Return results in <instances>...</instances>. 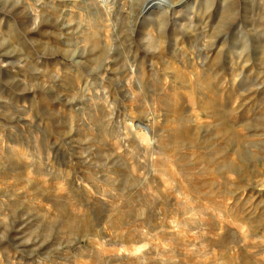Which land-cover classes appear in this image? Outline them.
<instances>
[{
	"label": "rangeland",
	"instance_id": "obj_1",
	"mask_svg": "<svg viewBox=\"0 0 264 264\" xmlns=\"http://www.w3.org/2000/svg\"><path fill=\"white\" fill-rule=\"evenodd\" d=\"M190 1L0 0V264H264V0L221 79Z\"/></svg>",
	"mask_w": 264,
	"mask_h": 264
},
{
	"label": "bare ground",
	"instance_id": "obj_2",
	"mask_svg": "<svg viewBox=\"0 0 264 264\" xmlns=\"http://www.w3.org/2000/svg\"><path fill=\"white\" fill-rule=\"evenodd\" d=\"M178 1L180 2V4L183 3V0H178ZM144 2L145 1L140 2L138 11L139 10L141 11L142 8H147L146 4H143ZM190 2L191 3H188V5H190V7H188V9L190 11L195 10L196 11L195 13H197L199 15L203 14L204 16L207 17L208 20L211 19V17H209L208 14L211 13L212 10L216 9V12H217L216 16H213V19H211V20H213V22H214L213 24L215 27H213L211 29L212 31L209 34V41L210 42L207 46V49H206L207 53L206 54L211 56V58L213 57V55L216 54L217 57H215L213 59H219L218 56L222 55L223 62L221 63V61L218 60V62L216 63V65L214 67V70H212L210 72V74L217 77V78H220V79L223 78V76H225L229 72L231 74H233L232 71L234 69V67H233L234 65L228 66V64H231V63L227 64V62H226L227 58L229 57V54H230V52L229 51L227 52V50H228L230 45H232V44L235 45L237 43V39H238V36H240V32L241 33L246 32L247 34L250 33L251 29L247 30V29L243 28L246 31L242 30V28H241L242 26L240 25L241 20L239 19L240 18L239 15L241 12H243L246 9L245 7H246V4L248 1L247 0H191ZM240 7H242V8H240ZM238 43H240V42H238ZM256 47H257V43H255L253 41L251 43V48L257 49ZM248 51H249V48H248V50H245V48H244V50L242 51L245 53L244 56H246L245 57L246 63L249 62L250 58H252L255 61H261L264 64V50H263V52L261 51V53L259 55H255L254 53L252 54L250 51H249L250 54H248ZM231 54H232V52H231ZM140 74H141V72H140ZM140 74L138 73V75H140ZM196 74L194 73L195 77H196ZM198 75H200V74H198ZM253 147H255V146L253 145ZM239 150L241 152V157L243 158L245 155L244 154L245 149H243V146L242 147L240 146ZM261 165L264 169V162H262ZM262 178L263 179H261V180H256V181L250 183V185L253 184L256 189H258L259 187L262 188V186H264V173H262Z\"/></svg>",
	"mask_w": 264,
	"mask_h": 264
}]
</instances>
